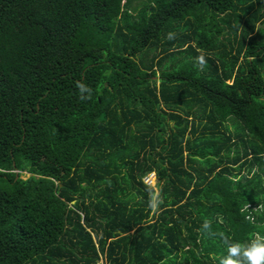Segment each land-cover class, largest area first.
I'll use <instances>...</instances> for the list:
<instances>
[{
	"label": "trees",
	"instance_id": "1",
	"mask_svg": "<svg viewBox=\"0 0 264 264\" xmlns=\"http://www.w3.org/2000/svg\"><path fill=\"white\" fill-rule=\"evenodd\" d=\"M257 242L264 0H0V264H245Z\"/></svg>",
	"mask_w": 264,
	"mask_h": 264
},
{
	"label": "clouds",
	"instance_id": "2",
	"mask_svg": "<svg viewBox=\"0 0 264 264\" xmlns=\"http://www.w3.org/2000/svg\"><path fill=\"white\" fill-rule=\"evenodd\" d=\"M199 59H200L201 63H203V57H200ZM77 87L80 90V99L81 100L91 98V91L92 90L90 88L86 87L84 84H82L80 82H77ZM85 90L88 91V93H89L88 96L84 95ZM23 172H25V171H23ZM151 206L153 208H155L156 205L152 204ZM230 251H231L232 255H242L245 258V264H264V243H259V242L253 243L251 246L243 249V251H241V248H239V247H234V248L230 249ZM229 264H238V262L229 261Z\"/></svg>",
	"mask_w": 264,
	"mask_h": 264
},
{
	"label": "rangeland",
	"instance_id": "3",
	"mask_svg": "<svg viewBox=\"0 0 264 264\" xmlns=\"http://www.w3.org/2000/svg\"><path fill=\"white\" fill-rule=\"evenodd\" d=\"M137 2H135V4H136ZM228 127H230V126H228ZM231 131L233 130V128L232 127H230L229 128ZM31 172V171H30ZM22 173H20L19 174V176H17L16 178V180H17V182H21L23 185H24V187H26V188H29V187H31L32 186V184L35 182H33V183H29L28 181V178H30V174H26V173H23L22 175H21ZM21 176L23 177V179L21 178ZM148 176L149 175H147V176H145L143 179L145 180L146 178H148ZM38 178V177H37ZM37 181V180H36ZM155 182H156V178L153 180V179H149V185H151V186H155ZM11 191L9 190V193H10Z\"/></svg>",
	"mask_w": 264,
	"mask_h": 264
},
{
	"label": "built area",
	"instance_id": "4",
	"mask_svg": "<svg viewBox=\"0 0 264 264\" xmlns=\"http://www.w3.org/2000/svg\"><path fill=\"white\" fill-rule=\"evenodd\" d=\"M149 179H155V174L153 172L149 174L148 178H146L144 182L149 184Z\"/></svg>",
	"mask_w": 264,
	"mask_h": 264
}]
</instances>
